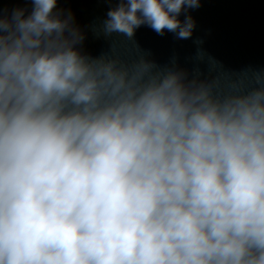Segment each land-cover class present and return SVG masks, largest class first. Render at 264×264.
I'll use <instances>...</instances> for the list:
<instances>
[{
	"label": "clouds",
	"instance_id": "obj_1",
	"mask_svg": "<svg viewBox=\"0 0 264 264\" xmlns=\"http://www.w3.org/2000/svg\"><path fill=\"white\" fill-rule=\"evenodd\" d=\"M25 2L0 11V264H264V72L86 55L67 0ZM103 2L94 35L134 42L191 39L202 0Z\"/></svg>",
	"mask_w": 264,
	"mask_h": 264
},
{
	"label": "water",
	"instance_id": "obj_2",
	"mask_svg": "<svg viewBox=\"0 0 264 264\" xmlns=\"http://www.w3.org/2000/svg\"><path fill=\"white\" fill-rule=\"evenodd\" d=\"M113 6L103 0H67L59 5L71 9L85 32L81 46L84 54L96 57L115 45L123 59L132 60L137 57L135 44L140 53H150L148 58L161 67H171L175 58L178 68L186 70L190 78L198 70L199 80H219L221 85L247 73L249 86H254L249 70L264 72V0H202L198 9L188 12L196 22L188 40H177L168 32L159 36L148 27L137 30L134 42L123 36L97 38L92 26L98 25ZM16 8L30 11L31 4L25 0H0V11L5 16ZM183 18L182 14L180 19ZM198 49L204 53L202 60L197 59Z\"/></svg>",
	"mask_w": 264,
	"mask_h": 264
}]
</instances>
